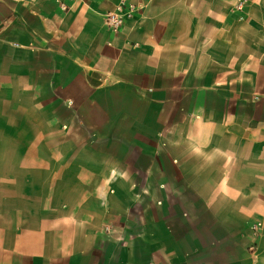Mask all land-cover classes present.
Returning <instances> with one entry per match:
<instances>
[{
    "label": "crops",
    "instance_id": "crops-1",
    "mask_svg": "<svg viewBox=\"0 0 264 264\" xmlns=\"http://www.w3.org/2000/svg\"><path fill=\"white\" fill-rule=\"evenodd\" d=\"M238 1L0 0V264H264V0Z\"/></svg>",
    "mask_w": 264,
    "mask_h": 264
},
{
    "label": "built area",
    "instance_id": "built-area-1",
    "mask_svg": "<svg viewBox=\"0 0 264 264\" xmlns=\"http://www.w3.org/2000/svg\"><path fill=\"white\" fill-rule=\"evenodd\" d=\"M59 6L63 11L67 9V5L64 1H60ZM241 7H242V1L240 0L237 3V8L240 9ZM131 12L132 9L130 7H125L123 4H119L116 6V8L113 11L108 12L105 15V20L110 26H112V28H117L122 24L123 20L126 17L130 16ZM259 226H260L259 222L254 224L252 226L253 231L258 232L260 229Z\"/></svg>",
    "mask_w": 264,
    "mask_h": 264
}]
</instances>
